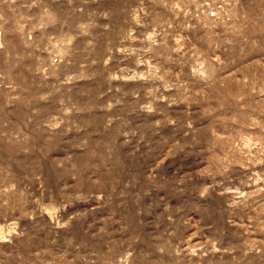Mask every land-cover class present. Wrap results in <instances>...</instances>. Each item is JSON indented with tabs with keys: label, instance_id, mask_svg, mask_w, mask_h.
Wrapping results in <instances>:
<instances>
[{
	"label": "rangeland",
	"instance_id": "374dc122",
	"mask_svg": "<svg viewBox=\"0 0 264 264\" xmlns=\"http://www.w3.org/2000/svg\"><path fill=\"white\" fill-rule=\"evenodd\" d=\"M0 264H264V0H0Z\"/></svg>",
	"mask_w": 264,
	"mask_h": 264
}]
</instances>
